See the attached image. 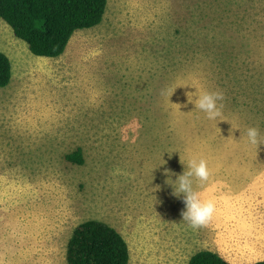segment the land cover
<instances>
[{
    "label": "rangeland",
    "instance_id": "1",
    "mask_svg": "<svg viewBox=\"0 0 264 264\" xmlns=\"http://www.w3.org/2000/svg\"><path fill=\"white\" fill-rule=\"evenodd\" d=\"M0 51L12 68L0 87V264H67L74 227L92 218L121 233L128 264H186L199 249L264 259V144L245 134L264 138V0H107L55 58L0 20ZM217 90L210 120L195 101ZM77 147L82 164L65 159ZM193 158L210 173L193 187L215 203L195 229L173 195Z\"/></svg>",
    "mask_w": 264,
    "mask_h": 264
},
{
    "label": "trees",
    "instance_id": "2",
    "mask_svg": "<svg viewBox=\"0 0 264 264\" xmlns=\"http://www.w3.org/2000/svg\"><path fill=\"white\" fill-rule=\"evenodd\" d=\"M107 0H0V20L37 56L58 57L73 33L102 20ZM12 78L11 61L0 51V87ZM72 163L84 162L80 147L65 154ZM67 264H128L129 248L117 229L100 219L77 224L66 244ZM186 264H230L219 253L199 249ZM251 264H264L257 260Z\"/></svg>",
    "mask_w": 264,
    "mask_h": 264
},
{
    "label": "clouds",
    "instance_id": "3",
    "mask_svg": "<svg viewBox=\"0 0 264 264\" xmlns=\"http://www.w3.org/2000/svg\"><path fill=\"white\" fill-rule=\"evenodd\" d=\"M223 98L224 94L222 91H204L198 95L195 107L203 111L208 119L214 120L221 115L223 105L220 102ZM245 134L250 144L256 146L264 144V138L261 137L258 127H247ZM181 162L183 163L182 160ZM187 164L188 170L180 175L175 181V185H173V195L183 193L186 211H182L181 216L183 220L187 221L195 229L206 225L212 218L215 211V203L212 199L202 198L200 193L193 187V177L200 182L208 180L210 173L207 161L204 158H193ZM167 171L165 169V172Z\"/></svg>",
    "mask_w": 264,
    "mask_h": 264
},
{
    "label": "crops",
    "instance_id": "4",
    "mask_svg": "<svg viewBox=\"0 0 264 264\" xmlns=\"http://www.w3.org/2000/svg\"><path fill=\"white\" fill-rule=\"evenodd\" d=\"M214 251H216L217 253H219L223 258H225V256H223L220 252H219V250H214ZM226 259V258H225ZM230 264H231V261L229 260V259H226ZM260 260H264V259H260ZM252 263V262H251Z\"/></svg>",
    "mask_w": 264,
    "mask_h": 264
}]
</instances>
